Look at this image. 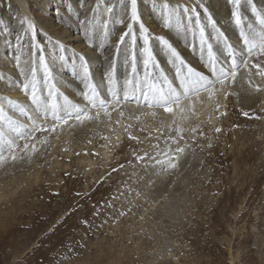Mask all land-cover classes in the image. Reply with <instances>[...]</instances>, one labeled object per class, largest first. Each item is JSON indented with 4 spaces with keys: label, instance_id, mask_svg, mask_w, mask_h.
Masks as SVG:
<instances>
[{
    "label": "rangeland",
    "instance_id": "374dc122",
    "mask_svg": "<svg viewBox=\"0 0 264 264\" xmlns=\"http://www.w3.org/2000/svg\"><path fill=\"white\" fill-rule=\"evenodd\" d=\"M164 2L137 0L138 19L133 21L131 0H0V109L6 116L31 127L27 117L7 101L33 115L22 84L35 67L37 87L44 97L51 84L61 104L67 98L72 105L88 108L95 118L96 109L83 96L81 56L100 98L111 102L105 79L110 69L116 80L113 91L121 97L116 110L109 109L112 118L106 126L101 112L86 125L69 120L55 133L37 132L36 141L17 140L21 148L26 142L36 143L38 151L20 152L18 162L0 167V264H264V79L252 76L249 93L255 99L260 96L252 109L241 101L243 91L231 88L213 98L217 102L204 121L197 110L183 116L176 112L181 105L165 119L162 107H148L141 95V89L146 90L141 25L159 65L148 69L149 82L165 91V79L171 87L180 86L158 37L167 39L189 66L207 71L198 39L164 27L159 11ZM167 3L196 7L214 52L227 63L224 42L208 26L211 16L236 48L239 61L243 44L230 0ZM253 8L264 13V0H241L245 26L255 25ZM22 20L35 25L34 34ZM129 25L132 32L119 44ZM41 56L52 73L49 82H45ZM125 79L133 81L128 86L131 101L122 98ZM133 88L140 94H133ZM191 97L188 100L197 96ZM129 134L136 139H129ZM177 147L184 152H175ZM158 152L186 156V160L166 171L156 163L165 159ZM138 155L145 159L138 161ZM178 173L186 176L187 189L162 186L176 195L172 216L166 213V200L156 191L161 185L155 182L159 177L160 183L175 185ZM89 175L88 181L82 179Z\"/></svg>",
    "mask_w": 264,
    "mask_h": 264
},
{
    "label": "snow or ice",
    "instance_id": "6c2138e0",
    "mask_svg": "<svg viewBox=\"0 0 264 264\" xmlns=\"http://www.w3.org/2000/svg\"><path fill=\"white\" fill-rule=\"evenodd\" d=\"M234 6L232 17L234 18L235 25L240 29L239 36L241 38L243 48L241 52L243 55L237 60L236 48L228 43L224 34L216 28L215 22L211 16L207 17L208 26H210L215 34L216 39L224 42V47L227 52L225 61L222 62L217 54L213 50L212 44L209 42L208 35H206V27L200 23L199 13L196 11V7H188L183 4L170 5L167 0L159 6V11L162 16L163 25L165 28L175 27L176 30L185 36L191 34L195 39L199 41V52L206 72L198 71L189 66L185 60L180 56L177 50L172 46L169 41L163 37H158L160 44L167 51L170 57V63L175 66L176 78L180 81V89L177 91L172 88L165 79L164 87H158L155 83L149 82L147 77L151 75L148 71L150 66L159 67L155 62V57L152 54L151 48L148 46V34L147 30L141 25V34L144 36L145 47L143 49L144 60L143 65L145 68V85L146 90L141 89V95L148 107L159 108L162 107L165 112L172 113L175 109H180V105L184 99H189L193 94L199 96L201 92H206L209 98L213 97L217 92L225 89L229 83H234L241 68L247 70L249 78L254 75L264 79V13H258L253 8V15L255 16V25H244L243 17L240 12L241 0H230ZM137 0H131V19L136 21L138 19L136 10ZM95 11V8L93 9ZM108 12H112V8L107 9ZM22 24H27V31L35 33V25L30 21H21ZM105 27L107 25L105 24ZM132 32V27L129 25L128 31L120 36L119 44H122L126 37ZM19 39V37L17 38ZM132 41H135V36H131ZM119 44L117 47H119ZM63 47L62 45L60 46ZM19 59V57L17 58ZM41 63L44 66L45 82H49L52 79V73L48 68L47 63L43 56L40 58ZM63 59V57H61ZM25 63H28L27 61ZM132 71L135 72V57L132 58ZM80 79L84 83L86 91L83 93L85 100L90 105L91 109H96L95 118H99L101 112L105 116L110 117L111 112L115 111L114 105H119L121 97L113 91V87L116 84L114 72L110 69L106 74L105 79L109 84V92L111 94V102L106 99L100 98V93L97 86L92 82L91 73L88 67L87 61L84 57H80ZM24 75L23 71L21 73ZM251 82V80H250ZM133 81L125 79L123 99L128 100L130 92L128 86L132 85ZM220 86L219 88L217 86ZM22 89L26 95L29 96L31 101L33 115H28L27 110L16 102L8 100L7 103L12 105L19 114L26 116L31 122V127L19 123L16 119L6 116L3 109H0V165L5 164L8 161L15 162L20 157V152H27L31 149L32 153L38 151L36 143H24L21 148L17 143L18 139H24L26 141H36V133H55L57 128H62L64 125L69 124V120H75L79 123H83L86 120L93 119V115L90 114L88 108H80L72 105L67 98H64L63 104L57 99V92L53 85L49 84L47 97H44L40 89L37 87L36 82V68L32 67L28 75H25V82L22 84ZM135 88L132 89V93L135 92ZM259 85L256 86V91H260ZM183 111V109H180ZM123 115V113H120ZM155 115V113H153ZM245 116L248 113H244ZM48 121L52 123L49 124ZM179 131V130H178ZM220 131L219 128L216 129ZM182 138V137H181ZM107 139V137H105ZM129 139H136V137L129 134ZM46 142V141H39ZM177 153H183L184 149L177 147L175 149ZM163 155L165 159H157L156 163L165 166V170L175 169L179 163V157L176 155H169V152L157 153V156ZM147 154H145L146 156ZM145 156H136L138 161L145 159ZM152 159H155L154 157ZM123 167V165H121ZM116 171V169H113Z\"/></svg>",
    "mask_w": 264,
    "mask_h": 264
},
{
    "label": "bare ground",
    "instance_id": "6f19581e",
    "mask_svg": "<svg viewBox=\"0 0 264 264\" xmlns=\"http://www.w3.org/2000/svg\"><path fill=\"white\" fill-rule=\"evenodd\" d=\"M182 2H184V1H187V0H181ZM235 37V36H234ZM191 65V67H194V65L193 64H190ZM252 76H254L253 77V79H255L257 76H255L254 75V73H253V75ZM244 77H246L247 79H246V81L244 80ZM252 79V77L251 78H249V76H248V73H247V70H242L241 72H240V74L236 77V80H235V82L234 83H229L226 87H225V89H223V90H221V92L219 91V92H217L213 97H211V98H209V95H208V93H204L203 95H201V96H197V97H195V98H193V99H191V100H188V99H184L183 101L184 102H182L181 103V109H183V111H181L180 112V114H184V113H187L189 110H197L198 111V113H199V116H198V118H202V120L204 121V116H206V115H208L209 113L211 114V110H212V106H213V104H215L217 101H216V99H214L213 100V98L217 95V94H222L223 92H225V91H229L231 88V90H233V89H235V91L236 90H242L243 91V93H244V95H241V96H243L244 98L243 99H241V101L246 105V107L247 108H249V109H252V107H254L253 105H254V101H256V100H259V99H257V98H260V96H258L256 99L255 98H253L252 97V94L251 93H249V91H251V89H252V85L250 84V80ZM237 84V85H236ZM140 87V86H139ZM173 87V86H172ZM218 88L220 87L219 85L217 86ZM174 89H176L177 90V88H179L180 89V86H177V87H173ZM143 89V88H142ZM181 90V89H180ZM132 91V90H131ZM140 91V90H139ZM138 91V93H137V90L135 91V93H136V95H138V94H140V92ZM178 91V90H177ZM182 91V90H181ZM262 91H264V90H262ZM261 91V92H262ZM131 93V92H130ZM134 94V93H133ZM69 95H71L72 96V94H69ZM136 95H134L135 97H136V99H138V96H136ZM194 97V96H193ZM141 98V97H140ZM190 98H192V97H190ZM189 98V99H190ZM217 98H218V96H217ZM131 99L133 100L134 99V97H132V95L130 96V98H128V100H130L131 101ZM196 99V100H195ZM240 101V100H239ZM240 101V102H241ZM260 101V100H259ZM258 101V102H259ZM142 102H144V101H142ZM252 103H253V105H252ZM216 105H218V103L216 104ZM242 105V104H241ZM259 105H260V103H259ZM223 106V105H222ZM82 107H84V106H82ZM245 107V108H246ZM218 108V110H221L222 109V107H217ZM216 108V109H217ZM215 109V110H216ZM214 110V109H213ZM163 111V110H162ZM179 111V110H178ZM247 111V110H246ZM245 111V112H246ZM251 111L252 110H248V112L249 113H251ZM177 112V111H176ZM259 112V111H258ZM159 113V112H158ZM216 113V112H215ZM219 113V112H218ZM171 115H166V114H163V118L165 119V118H168V117H170ZM103 117L107 120V122L106 123H104V126H106V124L108 123V121L110 122V120H111V118H112V116H110V117H108V116H105V115H103ZM95 120H96V118H94ZM102 119V118H101ZM98 121L100 120V119H97ZM105 120V121H106ZM89 122V121H88ZM213 122V121H212ZM211 122V123H212ZM185 123V120H184V118H183V120L181 121V125L183 126V124ZM87 123H86V121H85V124L84 125H86ZM87 127V126H86ZM85 127V128H86ZM101 127V126H100ZM216 127V126H215ZM80 130V129H79ZM82 130V129H81ZM65 131V130H64ZM63 131V132H64ZM85 132V131H84ZM43 135L45 134V133H42ZM47 134V133H46ZM79 134V133H78ZM42 135V136H43ZM49 135V134H48ZM62 135H63V133H62ZM38 136H40V134L38 135ZM56 136V135H55ZM64 136V135H63ZM62 136V137H63ZM61 137V138H62ZM39 138V137H38ZM47 138V137H46ZM55 138H60L59 137V135H57ZM54 138V139H55ZM57 140V139H56ZM173 142H175L176 143V141H173ZM42 143V142H41ZM44 144V143H43ZM50 145V144H49ZM37 146V145H36ZM45 146H46V144H45ZM48 146V145H47ZM44 149H46V148H43L42 149V152L43 151H45ZM121 152V151H120ZM44 153V152H43ZM182 155V154H181ZM22 160V159H21ZM184 160H186V156H180V158H179V161L180 162H183ZM18 162V161H17ZM22 162V161H21ZM179 162V163H180ZM8 163V162H7ZM10 163V162H9ZM13 163V162H12ZM94 163V162H93ZM93 163L92 162H89V164H91V166L93 165ZM186 163H187V161H186ZM181 164V163H180ZM14 165V164H13ZM65 165V164H64ZM2 166H4V164L3 165H0V167H2ZM6 166V165H5ZM17 166V165H16ZM21 166V165H20ZM179 166H181V165H179ZM23 167V166H22ZM110 167V166H109ZM66 171H68V170H66ZM177 171V170H176ZM69 172V171H68ZM182 173H184V172H182ZM176 173H174V175H175ZM178 177H176V178H178V181L177 182H175L176 184L175 185H171V183L169 184V182H168V184H166V182H164L163 184L162 183H160V179H159V177H156V182L155 183H159L161 186L160 187H158V188H160V189H157L156 191L157 192H160V194H161V198H163V199H165L166 200V208H167V214H171L172 215V210L174 209L173 208V206H172V203H173V199L174 198H172V197H175L176 195L174 194V195H170L169 194V192H171L170 190H168V189H162V186H168L171 190H172V188H173V191L175 190H177V188H180L182 185H183V187H185V189H187V184H186V176L185 175H183V174H179L178 173ZM177 176V175H176ZM92 176H90L89 175V177L88 178H86V177H82V179H85V180H89V178H91ZM152 178H153V175L151 176ZM151 178V179H152ZM144 180V179H143ZM154 184V183H153ZM158 184V185H159ZM156 185V184H155ZM40 186V185H39ZM157 186V185H156ZM151 187V186H150ZM152 187H153V185H152ZM175 187H177V188H175ZM157 188V187H156ZM55 193H57V191L55 192ZM89 193V192H88ZM172 193V192H171ZM175 193V192H174ZM2 196V195H1ZM71 198V197H70ZM43 199V198H42ZM50 199V198H49ZM175 199H176V197H175ZM46 200V199H45ZM52 200V199H51ZM66 202V201H65ZM57 209V208H56ZM27 210V209H26ZM29 215V217L30 218H34V217H32L29 213H24V216H28ZM36 216H40V215H38V214H35ZM173 216V215H172ZM41 217V216H40ZM41 218H44V217H41ZM20 225V224H19ZM13 234V233H12Z\"/></svg>",
    "mask_w": 264,
    "mask_h": 264
}]
</instances>
